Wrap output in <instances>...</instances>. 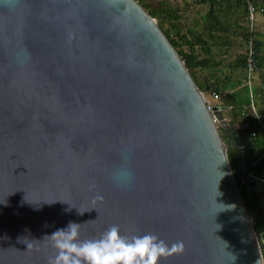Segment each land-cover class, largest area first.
<instances>
[{
    "label": "water",
    "instance_id": "water-1",
    "mask_svg": "<svg viewBox=\"0 0 264 264\" xmlns=\"http://www.w3.org/2000/svg\"><path fill=\"white\" fill-rule=\"evenodd\" d=\"M205 102L135 0H0V264H48L69 221L183 240L160 264H264L227 158L264 214L251 139Z\"/></svg>",
    "mask_w": 264,
    "mask_h": 264
},
{
    "label": "trees",
    "instance_id": "trees-1",
    "mask_svg": "<svg viewBox=\"0 0 264 264\" xmlns=\"http://www.w3.org/2000/svg\"><path fill=\"white\" fill-rule=\"evenodd\" d=\"M149 1L151 0H140L138 3L150 17L158 20V27L184 62L195 84L196 78H200L201 82L197 85L199 90L210 96L215 93L218 99L223 95L224 102L218 106L229 108L231 123H241L244 126L241 134L251 139L245 144L249 173L252 177L264 181V121H260L258 113L251 107L248 88L244 83L245 76L242 77L245 73V55L238 53V47L234 48L231 41L233 33L232 35L230 33L233 31L232 27L238 24L241 34L240 45L249 40L250 35L243 24L244 16L248 14L245 4L242 0L233 1L234 5L237 3L238 6H244L242 15L244 20L239 24V20L232 19L235 15L226 11L230 6H234L231 0H228L230 5H227L228 2L225 0L196 1L193 4L202 3L206 10L202 14L197 11L192 16L193 28L190 29L188 21L191 15L187 12H190L192 5L186 0H152L157 3L155 7L147 6L146 2ZM251 2L256 10L264 15V0ZM253 46L258 68L262 69L264 68L262 45L259 41H254ZM204 71L206 72L202 73ZM252 91L255 94L262 93L259 89ZM227 158L243 204L247 212L253 216L255 234L259 241L263 240L259 242L263 251L264 214L259 209L255 195L249 193L246 188L234 148L227 149Z\"/></svg>",
    "mask_w": 264,
    "mask_h": 264
},
{
    "label": "clouds",
    "instance_id": "clouds-1",
    "mask_svg": "<svg viewBox=\"0 0 264 264\" xmlns=\"http://www.w3.org/2000/svg\"><path fill=\"white\" fill-rule=\"evenodd\" d=\"M116 178L130 179L131 172L125 170ZM95 199L102 201L104 197L98 194ZM80 227V223L69 221L45 236L57 250L48 264H160L162 258L182 253L185 248L183 240L169 243L153 232L125 235L117 224L98 237L81 239Z\"/></svg>",
    "mask_w": 264,
    "mask_h": 264
},
{
    "label": "rangeland",
    "instance_id": "rangeland-1",
    "mask_svg": "<svg viewBox=\"0 0 264 264\" xmlns=\"http://www.w3.org/2000/svg\"><path fill=\"white\" fill-rule=\"evenodd\" d=\"M135 1L138 3V1H140V0H138V1L135 0ZM156 4L157 3L155 1H152V0L149 1V2H146V5L150 6V7H155ZM234 6L238 9V11L234 12L235 16L232 17V19L233 20L237 19V21L239 20L238 23L240 24L241 21L244 20V17H245V21L243 22V24H245L244 27L247 28V32L249 33V35H250V37H251L253 42L254 41H259L260 42V44L262 45V53L264 54V15L262 13H260V12H257L254 16H252V19L249 18L248 14L243 17L242 15H243L244 6L243 5L242 6H238L237 3ZM155 20H156V22L158 21L157 19H155ZM238 26L239 25L236 24L235 26L232 27L233 31L230 32L231 35L233 33V35L231 36V41H232V44H233L234 48H236V49H237V47L239 48L238 53H241V54L245 55L249 40L247 41V43L245 42L244 45H242V44L240 45V41H241L240 40L241 39L240 36H241V34H240V29H239ZM236 29H237V31H234ZM250 37H249V39H250ZM243 76H245V73L242 74V77ZM199 79L196 78V85L200 84L201 80H199ZM242 80L244 82V79H242ZM253 89L256 90V91L258 89L262 91V93H259V94H255L254 91H252V92H253V96H254L253 97V104L255 106L254 109L258 113L260 121L263 122L264 121V68H262V69L258 68V72L255 75V77L253 79V82H252V90ZM203 95H204L205 100L210 102V104H212L213 106L214 105H216V106L221 105L224 102L223 95H221L219 97V99H216V100H213L211 98V96L208 93L204 92V91H203ZM228 109L229 108H227L226 110L221 112V117L225 121V125H226L224 127L225 128L224 130L219 125V122L216 121V125L218 127V131H219L220 135L222 136L223 141H224L225 144H227V140L224 137V135H228L229 134V132H228L229 129L228 128L230 126H234L235 128H234L233 131H238V132H241L243 130L242 128H244V126L241 123H231L230 122ZM258 242H260V241L258 240ZM259 247H260L261 254L263 256V251L261 249L260 243H259Z\"/></svg>",
    "mask_w": 264,
    "mask_h": 264
},
{
    "label": "built area",
    "instance_id": "built-area-1",
    "mask_svg": "<svg viewBox=\"0 0 264 264\" xmlns=\"http://www.w3.org/2000/svg\"><path fill=\"white\" fill-rule=\"evenodd\" d=\"M242 1L246 6L249 18L252 19V16H254L258 11L256 10L251 0H242ZM257 72H258V64H257L256 55L254 52L253 41L250 37L248 41L247 50L245 52V84L248 88L249 96L251 98V107L253 110H254V106H253L252 82ZM211 97L214 100L218 99V96L215 93H212ZM205 103H206L207 109L211 111V108L213 107V105L210 104V102L208 101H206Z\"/></svg>",
    "mask_w": 264,
    "mask_h": 264
},
{
    "label": "crops",
    "instance_id": "crops-1",
    "mask_svg": "<svg viewBox=\"0 0 264 264\" xmlns=\"http://www.w3.org/2000/svg\"><path fill=\"white\" fill-rule=\"evenodd\" d=\"M196 1H199V0H186V2H188V3H190V5H192V7H191V10H190V12H187V14H189V15H191L190 16V19H189V21H188V26H189V28L191 29V28H193L192 27V21H193V19H192V16H194L195 14H196V12L197 11H199V13H203L205 10H206V8H205V6H203L204 4H202L201 3V5H197V4H193V3H195ZM226 2H228V0H225ZM234 0H231V2L233 3V5H234V2H233ZM172 5H174V3L173 2H170ZM231 3L230 2H228L227 3V5H230ZM233 7V8H232ZM226 11H229V13H231V14H233V15H235V11L237 12L238 11V9L235 7V6H230ZM188 39H190V38H188ZM185 50V49H184ZM206 71H204V72H202V73H205ZM242 129H244V128H242ZM241 133V132H240ZM260 241L262 242L263 240H261L260 239ZM263 247H264V243H263ZM263 257H264V248H263Z\"/></svg>",
    "mask_w": 264,
    "mask_h": 264
},
{
    "label": "flooded vegetation",
    "instance_id": "flooded-vegetation-1",
    "mask_svg": "<svg viewBox=\"0 0 264 264\" xmlns=\"http://www.w3.org/2000/svg\"><path fill=\"white\" fill-rule=\"evenodd\" d=\"M228 137H229V139H230V140H233V138H232V137H230V136H228Z\"/></svg>",
    "mask_w": 264,
    "mask_h": 264
}]
</instances>
